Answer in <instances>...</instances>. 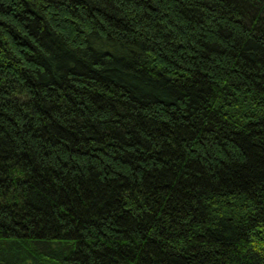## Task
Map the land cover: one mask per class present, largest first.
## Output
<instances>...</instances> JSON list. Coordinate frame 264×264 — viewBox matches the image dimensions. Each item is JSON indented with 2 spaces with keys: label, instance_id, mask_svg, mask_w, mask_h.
I'll return each instance as SVG.
<instances>
[{
  "label": "trees",
  "instance_id": "obj_1",
  "mask_svg": "<svg viewBox=\"0 0 264 264\" xmlns=\"http://www.w3.org/2000/svg\"><path fill=\"white\" fill-rule=\"evenodd\" d=\"M0 264H264V0H0Z\"/></svg>",
  "mask_w": 264,
  "mask_h": 264
}]
</instances>
